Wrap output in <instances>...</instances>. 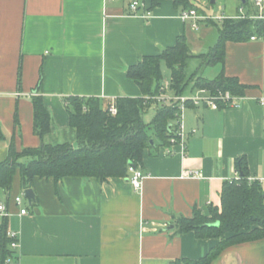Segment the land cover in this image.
Wrapping results in <instances>:
<instances>
[{
	"label": "crops",
	"instance_id": "0c3cea01",
	"mask_svg": "<svg viewBox=\"0 0 264 264\" xmlns=\"http://www.w3.org/2000/svg\"><path fill=\"white\" fill-rule=\"evenodd\" d=\"M129 1L0 0V162L10 144L17 151L40 145L30 98L39 78L38 94L53 121L45 139L63 142L66 133L71 136L68 96L98 97L102 108L117 97L140 96L127 67L173 46L179 36L186 37L199 74L205 65L197 55L215 44L216 26L207 19L193 29L172 0H160L148 18L141 16L143 9L130 15ZM193 3L212 17L255 15H238L243 8L234 0ZM211 35L213 43L206 45ZM255 37L227 41L223 63L211 66L213 75L199 74L213 79L223 71L237 78L245 86L238 106H187L184 146L145 149L139 190L124 177H35V203L20 216L13 198L24 188L16 172L9 190L0 189V200L8 206L9 228L18 232L19 263L169 264L198 259L214 247L218 239L178 233L174 220L191 217L194 208L207 215L210 207H220L222 183L238 176L235 160L241 156L249 178L264 190V108L257 103L264 90V35ZM189 170L199 175L184 176ZM212 264H264V238L232 245Z\"/></svg>",
	"mask_w": 264,
	"mask_h": 264
},
{
	"label": "trees",
	"instance_id": "16d2710c",
	"mask_svg": "<svg viewBox=\"0 0 264 264\" xmlns=\"http://www.w3.org/2000/svg\"><path fill=\"white\" fill-rule=\"evenodd\" d=\"M159 2L149 0L147 8L151 11ZM172 2L180 11L194 8L200 13L193 0ZM208 21L216 26L218 36L207 52L197 55L203 65L223 63L227 41L239 42L253 35H264V18L258 17V14L223 17L219 23L214 19ZM192 56L187 39L182 35L173 46L158 54L146 55L136 64L128 66L126 75L136 83L141 95L115 98V115L102 108L98 97L68 96L65 102L69 132L76 145L70 141H46V136L52 132L53 121L38 94L39 78L36 94L30 98L33 131L39 136L40 145L19 151L13 144L9 145L6 159L0 162V189L9 190L16 172L23 188H31L35 177L55 181L67 176L96 178L99 181H107L111 177L128 178V166L139 167L145 149L168 145L176 126V103L146 99L159 94L163 80L162 63L169 70L170 90L175 95L184 94L187 88L190 91L205 88L211 92L228 90L235 95L243 94L245 86L223 71L213 79L199 75L198 71L189 73L188 60ZM151 106L156 107V112L150 121L145 122L143 114ZM235 167L238 178L222 183L220 207H210L207 215L194 208L191 217L180 216L174 220L176 232H193L197 238H216L218 243L198 259L177 258L169 264H212L226 248L264 238V190L258 180L249 178L244 156L235 160ZM34 203L35 200L32 205ZM7 226V218H1L0 264H7V259H17V250L9 246Z\"/></svg>",
	"mask_w": 264,
	"mask_h": 264
},
{
	"label": "built area",
	"instance_id": "2783aa9c",
	"mask_svg": "<svg viewBox=\"0 0 264 264\" xmlns=\"http://www.w3.org/2000/svg\"><path fill=\"white\" fill-rule=\"evenodd\" d=\"M106 1H115V0H106ZM255 6L258 8V17H263L264 10V0H254ZM127 9L130 15H135L138 13L140 9H143V13L141 16L144 18H148L151 15V11L147 8L145 1L143 0H130L127 4ZM241 11V9L239 10ZM179 16L183 21H189L190 25L193 29H197L199 26L200 20L207 19H217L221 20L223 16H208L204 14H200L196 9L190 8L185 9L179 12ZM241 17H245V15H240ZM255 35L251 36L250 39L254 40ZM241 98V95H235L228 90L222 91L217 90L215 92H211L205 88H199L193 91L190 95H175L170 93V81L162 80L159 94L151 97H146V99H152L160 103H176V112H175V129L173 135L169 139V144H181L184 146L183 139L185 138V124H184V111L187 106H199L205 105L212 109H219L223 107H231L238 106V100ZM257 103L264 108V90L263 93L258 96ZM109 114L115 115L117 112L116 105L114 103V99L111 100L109 104L105 106V108ZM196 130H191L194 133ZM262 134L264 136V119L262 126ZM168 154L173 153L171 150H166ZM129 177L128 181L134 190H139L141 187L142 179L144 178V173L140 169V167H136L133 165L128 166ZM184 176H198L199 173L197 171L189 170L183 174ZM238 178V176L236 177ZM14 205L18 209V214L20 216L28 213L27 208V200L24 197V193H20L13 198ZM9 216L8 206L5 201L0 200V219L7 218ZM6 235L10 239L9 246L10 248L17 250L19 244L18 232L14 231L7 226ZM7 264H20L18 258L14 260H6Z\"/></svg>",
	"mask_w": 264,
	"mask_h": 264
},
{
	"label": "rangeland",
	"instance_id": "374dc122",
	"mask_svg": "<svg viewBox=\"0 0 264 264\" xmlns=\"http://www.w3.org/2000/svg\"><path fill=\"white\" fill-rule=\"evenodd\" d=\"M236 2V6H240L243 8V10L241 12L238 13L239 10H236V12L238 13V15L240 14H247V13H251V14H258L259 11H258V8L255 6L254 4V0H244L245 2H243V0H234ZM232 2V0H231ZM231 5V4H229ZM228 17V16H226ZM217 35V30L216 29H213V35ZM213 35L211 36H208L206 38V45H211L210 43H213ZM203 51H207V49H204ZM198 66V60L195 59L194 57L190 58L188 60V66H187V71L190 73L191 71H194L196 70ZM161 69H162V73H163V78H166L168 75H169V70L168 68L166 67V65L164 63L161 64ZM214 70V67H211V65L207 66H201L200 70H199V74H203V75H207V76H212V72ZM190 90L189 88H187L184 92L185 95H190ZM156 112V107L155 106H151L149 107L143 114V120L145 122H148L152 119L153 115L155 114ZM66 138L64 140L66 141H71L73 139L74 141V144L76 145V141L74 140L72 134L70 136L69 133H66L64 135ZM71 139V140H69ZM61 141V140H59Z\"/></svg>",
	"mask_w": 264,
	"mask_h": 264
},
{
	"label": "water",
	"instance_id": "95a60500",
	"mask_svg": "<svg viewBox=\"0 0 264 264\" xmlns=\"http://www.w3.org/2000/svg\"><path fill=\"white\" fill-rule=\"evenodd\" d=\"M211 1H214V0H211ZM151 143H152V141H151ZM23 193H24L25 199L28 202V205L31 206L32 202L35 200V194H34L33 189L32 188H24ZM172 227H173V225L168 226V228H172Z\"/></svg>",
	"mask_w": 264,
	"mask_h": 264
}]
</instances>
